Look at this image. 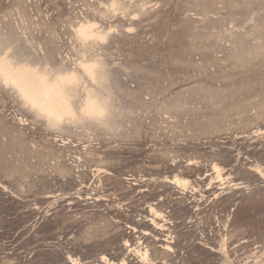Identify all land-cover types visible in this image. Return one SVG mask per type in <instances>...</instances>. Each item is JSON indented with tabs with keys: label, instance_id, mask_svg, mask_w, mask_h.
Listing matches in <instances>:
<instances>
[{
	"label": "rangeland",
	"instance_id": "obj_1",
	"mask_svg": "<svg viewBox=\"0 0 264 264\" xmlns=\"http://www.w3.org/2000/svg\"><path fill=\"white\" fill-rule=\"evenodd\" d=\"M0 264H264V0H0Z\"/></svg>",
	"mask_w": 264,
	"mask_h": 264
},
{
	"label": "clouds",
	"instance_id": "obj_2",
	"mask_svg": "<svg viewBox=\"0 0 264 264\" xmlns=\"http://www.w3.org/2000/svg\"><path fill=\"white\" fill-rule=\"evenodd\" d=\"M111 112L109 107L104 104H97L94 111H89L87 108H83L80 111V116L77 118L79 122L95 121L98 124H104V122L110 117ZM43 119V117H39ZM60 129V125L51 127L50 130L57 131Z\"/></svg>",
	"mask_w": 264,
	"mask_h": 264
}]
</instances>
